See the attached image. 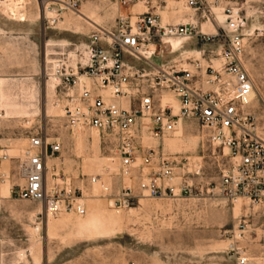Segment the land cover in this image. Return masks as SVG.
<instances>
[{
  "label": "rangeland",
  "instance_id": "1",
  "mask_svg": "<svg viewBox=\"0 0 264 264\" xmlns=\"http://www.w3.org/2000/svg\"><path fill=\"white\" fill-rule=\"evenodd\" d=\"M42 7L41 0H0V264H235L223 234L241 216L238 204L206 196L140 198L138 175L132 180L121 176L114 138L73 132L67 125L63 94L46 74L55 61L75 60L85 50L95 24L112 26L119 1L80 2L76 11L64 9L51 28L45 27ZM244 12L252 34L245 42V65L256 85L250 109L264 134V0H246ZM193 44L175 53L160 44L157 64L201 61L197 52L206 47ZM36 135L61 145V153L49 161L48 183L75 189L83 214L47 217L39 204L17 198L23 186L18 158ZM163 146L167 156L188 160L181 174L194 190L217 182L227 164L192 120L182 122ZM92 179L99 182L93 185ZM128 186L132 193L127 197L123 189ZM258 241L243 243L254 259Z\"/></svg>",
  "mask_w": 264,
  "mask_h": 264
},
{
  "label": "built area",
  "instance_id": "2",
  "mask_svg": "<svg viewBox=\"0 0 264 264\" xmlns=\"http://www.w3.org/2000/svg\"><path fill=\"white\" fill-rule=\"evenodd\" d=\"M41 1L46 28L59 24L64 9L76 11L80 4ZM118 1L121 7L149 5V0ZM243 1L180 0L198 23L175 26L165 24L158 13H121L113 30L96 28L75 60L55 61L46 77L63 94L62 110L71 131L114 138L121 176L132 180L138 175L137 196L177 201L206 196L240 204L241 216L223 234L227 252L235 264H264V134L250 109L256 85L245 65V42L252 34L241 10ZM207 25L213 32H204ZM172 39L216 45L217 50L201 61L157 64L158 46ZM188 120L197 122L207 143L227 159L217 182L195 190L181 174L188 160L167 156L163 146ZM60 153L59 143H49L42 135L32 137L18 158L23 186L16 196L39 204L47 216L81 215L84 204L75 189L48 183L49 161ZM123 191L127 197L132 193L130 186ZM248 240H259L255 259L243 246Z\"/></svg>",
  "mask_w": 264,
  "mask_h": 264
},
{
  "label": "crops",
  "instance_id": "3",
  "mask_svg": "<svg viewBox=\"0 0 264 264\" xmlns=\"http://www.w3.org/2000/svg\"><path fill=\"white\" fill-rule=\"evenodd\" d=\"M79 1L81 3H89V2H92L94 0H79ZM245 1L246 0H244L241 4V10H242L244 15H245V12H244ZM129 8H130V12H124L123 7L120 6L117 10L118 15L121 13L129 14V15H143L147 12H150V13L160 14L162 16L163 21H165V23L167 25H171V26H175L177 24H182V23H188V22L198 23V19H197V16L195 15V13L185 11L183 6L180 3V0H149V5H147V6L140 3V4L133 5ZM219 20H220V22L223 21L221 16H219ZM115 22L116 21L114 20V22L111 24L112 26L107 27V28L101 27V26H98L95 24L94 30L96 28L113 30L115 28ZM203 30L205 33H208V32L211 33V32H213L214 29L212 28V26H208L207 28H205ZM179 40H181L183 42V44L178 51L185 49L184 47L187 48L188 46L195 45V44H193L194 41H191V44H190L189 42H187L185 40H182V39H179ZM171 41H175V39L169 40L167 45L174 52L173 48L170 47ZM204 47H206L204 50L197 52V54L200 55L201 60H202V57H204V56L207 57L210 52L217 50L216 45H205ZM178 51H176V52H178ZM188 53H190V51H184L183 54H188ZM182 62H184V61H182Z\"/></svg>",
  "mask_w": 264,
  "mask_h": 264
},
{
  "label": "bare ground",
  "instance_id": "4",
  "mask_svg": "<svg viewBox=\"0 0 264 264\" xmlns=\"http://www.w3.org/2000/svg\"><path fill=\"white\" fill-rule=\"evenodd\" d=\"M222 19H223V18H222ZM21 21H24V19H21ZM208 26H211V25H208ZM182 44H183V42H182L181 40L176 39L175 41H171V43H170V47H172L173 50L175 51V50L180 49L181 46H182ZM51 186H52V185H51ZM237 206H239L240 209H241V205H240V204H238ZM40 208H41V212H42V211H43V208H42L41 206H40ZM47 217H52V216H51V213H49V216H47Z\"/></svg>",
  "mask_w": 264,
  "mask_h": 264
}]
</instances>
